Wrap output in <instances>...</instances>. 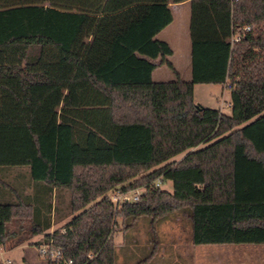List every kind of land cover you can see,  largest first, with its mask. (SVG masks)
<instances>
[{
    "label": "trees",
    "instance_id": "obj_1",
    "mask_svg": "<svg viewBox=\"0 0 264 264\" xmlns=\"http://www.w3.org/2000/svg\"><path fill=\"white\" fill-rule=\"evenodd\" d=\"M182 1L0 0V247L43 234L62 254L48 264H115L116 218L148 217L147 260L169 214L193 244H264V0H188L229 2L239 36L192 41L189 80L154 38ZM158 67L172 78L153 80ZM195 83H227L231 113L195 103ZM11 173L30 176L32 200ZM157 177L172 191L108 198ZM54 191L69 194L61 213Z\"/></svg>",
    "mask_w": 264,
    "mask_h": 264
},
{
    "label": "rangeland",
    "instance_id": "obj_2",
    "mask_svg": "<svg viewBox=\"0 0 264 264\" xmlns=\"http://www.w3.org/2000/svg\"><path fill=\"white\" fill-rule=\"evenodd\" d=\"M192 4L191 2L187 5L188 7L191 6L189 7L191 12L188 9L186 11L184 20L186 26L189 24L190 17L193 20L197 18L196 13L193 12ZM170 30L166 29L157 39L155 37L158 31L154 38L165 43L171 54L172 50L167 41L171 37L172 32ZM176 30L179 31L178 26L175 29V35ZM173 35L174 33H172ZM154 76L161 80L172 78L171 72L166 67L159 68L155 71ZM222 90V83H195L193 99L195 103L206 107L219 109L221 106L223 107L221 109L223 113L230 114L231 107H227L226 104L231 103V91L230 89H224L222 94ZM211 95L215 96L211 97ZM55 150H58L56 145ZM6 181L8 185L16 186L20 199L32 200L36 188L33 186L30 176L11 173ZM161 187L172 191V182L165 180ZM45 195L43 194L45 202L46 200L51 202L52 213L55 205L57 211L61 213V209L65 208L68 203L69 194L67 191H54L49 194V197ZM9 199L15 200L14 195L9 196ZM71 216L72 214L67 219ZM149 221L148 217L126 220H122L120 217L116 218L113 230L115 264H134L136 262L139 264H264V244H193L190 239L189 225L178 214H169L165 218L155 220L153 226L155 227L159 250L146 260L151 246ZM42 235H39L38 243ZM37 242L32 239L21 241L18 237L8 239L3 245L9 250L4 254H0V264H48L46 259L39 257ZM15 244H18V246H15ZM7 260H9V263L6 262Z\"/></svg>",
    "mask_w": 264,
    "mask_h": 264
},
{
    "label": "crops",
    "instance_id": "obj_3",
    "mask_svg": "<svg viewBox=\"0 0 264 264\" xmlns=\"http://www.w3.org/2000/svg\"><path fill=\"white\" fill-rule=\"evenodd\" d=\"M191 1H182L179 3H169L167 6L172 14V21L165 27H163L157 34V39L160 38V34L164 33L166 29L174 33L170 34L171 37L167 39L172 53L168 56L169 60L174 65L175 69L180 73L181 77L185 80H189L191 77L190 68V45L192 41L196 40H221L226 43H231L232 39V27H231V5L229 2H192L193 12L196 13V19L190 17L188 26L185 25L186 11L189 10L187 6ZM188 9V10H187ZM190 11V10H189ZM191 12V11H190ZM192 14V13H191ZM178 26V30L175 29ZM182 33V34H181ZM159 68L154 69L151 73L153 80L161 81L154 76L155 71ZM163 68V67H162ZM169 78V77H167ZM166 79V78H165ZM194 88V87H193ZM222 94L224 89H230L227 83H222ZM215 95H211L214 97ZM226 106L231 107V103H227ZM223 107H219L221 111ZM222 112V111H221ZM226 114V113H225ZM183 154L176 157L180 159ZM67 220V217H63L58 221H53L47 231L52 232L54 229L62 225ZM40 234H36L30 237L23 235L18 238L23 241L32 239L36 242ZM18 246V244H15ZM9 250L5 245L0 247V254H4Z\"/></svg>",
    "mask_w": 264,
    "mask_h": 264
},
{
    "label": "built area",
    "instance_id": "obj_4",
    "mask_svg": "<svg viewBox=\"0 0 264 264\" xmlns=\"http://www.w3.org/2000/svg\"><path fill=\"white\" fill-rule=\"evenodd\" d=\"M249 27H244V30H248ZM239 39L238 35L232 36L231 41H237ZM163 183L161 177L155 178L148 184L145 185H135L132 187L127 186L126 183L118 184L115 187L111 188L107 195L108 198L114 203L115 207L120 206L121 204L133 202L139 199L142 194L147 189H153L160 187ZM38 255L40 258L49 260L51 262H57L62 258L61 251L56 247L51 241L38 244ZM9 263V260L6 261ZM67 263L70 264V261Z\"/></svg>",
    "mask_w": 264,
    "mask_h": 264
}]
</instances>
